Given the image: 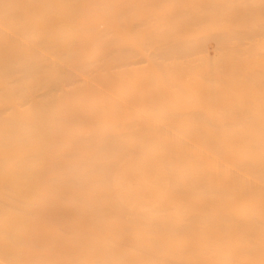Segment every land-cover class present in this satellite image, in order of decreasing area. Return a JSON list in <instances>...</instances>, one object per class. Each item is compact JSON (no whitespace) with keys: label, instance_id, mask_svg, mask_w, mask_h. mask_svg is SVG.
<instances>
[{"label":"bare ground","instance_id":"6f19581e","mask_svg":"<svg viewBox=\"0 0 264 264\" xmlns=\"http://www.w3.org/2000/svg\"><path fill=\"white\" fill-rule=\"evenodd\" d=\"M0 264H264V0H0Z\"/></svg>","mask_w":264,"mask_h":264},{"label":"rangeland","instance_id":"374dc122","mask_svg":"<svg viewBox=\"0 0 264 264\" xmlns=\"http://www.w3.org/2000/svg\"><path fill=\"white\" fill-rule=\"evenodd\" d=\"M212 41V42H211ZM209 41L208 43V50H209V55H211L210 57H212L214 55V50L216 49V46H215V42H213V40ZM211 42V43H210ZM215 46V47H214ZM215 56V55H214ZM213 56V57H214Z\"/></svg>","mask_w":264,"mask_h":264}]
</instances>
